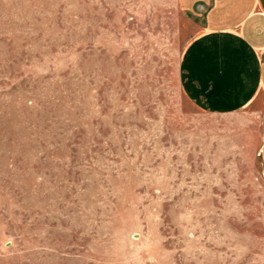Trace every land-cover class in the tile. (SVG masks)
Returning a JSON list of instances; mask_svg holds the SVG:
<instances>
[{
  "label": "rangeland",
  "instance_id": "374dc122",
  "mask_svg": "<svg viewBox=\"0 0 264 264\" xmlns=\"http://www.w3.org/2000/svg\"><path fill=\"white\" fill-rule=\"evenodd\" d=\"M216 2L0 0V264H264V94L182 89Z\"/></svg>",
  "mask_w": 264,
  "mask_h": 264
},
{
  "label": "crops",
  "instance_id": "0c3cea01",
  "mask_svg": "<svg viewBox=\"0 0 264 264\" xmlns=\"http://www.w3.org/2000/svg\"><path fill=\"white\" fill-rule=\"evenodd\" d=\"M216 1L183 55L182 89L203 109L229 113L264 94V0Z\"/></svg>",
  "mask_w": 264,
  "mask_h": 264
}]
</instances>
